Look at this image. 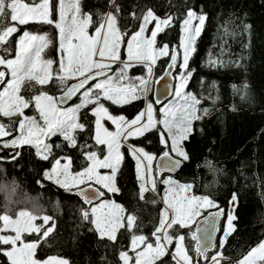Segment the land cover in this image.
<instances>
[{
  "label": "snow or ice",
  "instance_id": "6c2138e0",
  "mask_svg": "<svg viewBox=\"0 0 264 264\" xmlns=\"http://www.w3.org/2000/svg\"><path fill=\"white\" fill-rule=\"evenodd\" d=\"M113 4H115V0H113ZM57 11L58 21L53 18V13ZM187 16L188 19L184 21L185 37L182 42L184 49L182 66L185 69L188 67L191 52L195 51L193 45L204 23V18L198 17L200 27L193 29L190 25L194 13L189 11ZM143 20L146 25L157 18L149 11ZM90 22V15L81 14L79 0H68V2L57 0L56 4H53L52 0H40V2L33 0L32 3H25L23 0H0V47L7 44L13 34L21 31L20 26L40 23L54 25L58 29L61 52L58 61L42 59V52L52 41L47 35H36L24 30L19 37V51L15 59L0 57V65L5 66V70H0V86H2L0 87V150L5 148L15 150L11 155V159L15 160L20 155L18 150L24 145H28L35 149L36 155L40 159L49 160L51 157L54 167L45 173V178L68 190L81 184H88L87 189H80L78 193L86 203L103 197L105 192L102 189L113 193L119 191L115 184V174L123 159V154L120 151L122 141L129 137H142L146 133L155 131L160 136L161 142L169 148V151L163 153L162 159H172L169 155L170 151L187 159V154L178 145L191 132L192 121L200 119L196 114V105L199 101L195 96H183L184 104L179 108L165 110L162 120L154 117L155 110L151 102L147 104L144 111H140L130 120L124 115L111 114L109 109L101 103L102 99L110 101L113 105L123 106L146 98L138 94V89L146 93L147 80L138 78L139 84L137 85L127 77V72L131 67L140 65L147 67L148 74L151 76L152 65L155 64L157 57L168 55L167 46L157 51L153 45L161 26L168 25L170 21L168 19L158 21L155 31L151 33V39H142L144 27L132 35L131 40L126 42L127 62L122 60L119 54L122 36L115 27L116 16L110 13L103 24H98L94 28V35H89L87 32ZM105 27L107 28L106 32ZM170 59L172 63L168 67L173 68L177 55H171ZM54 63L57 65L55 70L53 69ZM113 63L121 65L115 77L108 75L112 71ZM6 74H10V78H6ZM102 77L103 79H100ZM75 78H78V83L66 86L68 80ZM126 78L129 79V83H118ZM90 81L95 83H90ZM53 82L57 86H66L61 101L71 98L84 89L83 101L75 107L67 109L58 107L56 98L43 89V86ZM184 84L185 77L181 76L180 88L176 91L177 96H181ZM38 85L41 87L37 88ZM86 85H88L87 88H85ZM93 88L97 90L95 99L91 98ZM22 89L38 94L26 99L20 95ZM33 105L36 114L25 115L24 110ZM89 105H92L91 112L95 117V143L106 145L107 153L103 159H100L96 152L87 153L86 159L90 161V164L82 171L72 173L70 171L71 157L54 155L53 145L47 143L46 140L52 136L60 135L71 148L79 147L82 150L88 147L87 144L78 146L73 133L77 130H84V125L79 122V113L81 109L87 108ZM3 118H7V122ZM105 120L115 126L114 131H109L104 126L102 121ZM158 125H162V127ZM5 137H9V139H4ZM57 147H61V145H57ZM127 147L130 149V154L135 157L138 166L142 159H146L147 167H151L155 156L145 152L143 148H136L132 145ZM62 160L66 162L62 164ZM180 163V160H174L173 167ZM101 168L109 169V174H101L99 172ZM144 179L145 177L141 175V180L144 181ZM164 183L169 185L166 195L162 197L166 207L158 227L153 232L155 239L153 242L146 243V237L133 236L131 243L134 252L138 246L144 245L143 249L136 253L134 264H157L158 260L163 264L162 258L170 254L167 249L174 240L176 241L175 254L172 258L176 264H201V258L205 264H223L228 259L224 256L223 245L227 242L231 232L235 230L232 223L235 219L234 215L229 212L227 229L219 248L211 256L208 255V248L200 243L201 237L197 233L202 229L199 225L197 226L191 236L192 240L197 241L196 257L194 258L188 254V249L185 248V236L169 234L167 230L173 227L190 228L192 224L197 223V217L201 215V208H219V206L207 196L181 195V193L188 192L191 185H181L171 180L164 181ZM92 184L101 187H92ZM147 190H155L154 180L151 189L146 188L144 183L141 184V193ZM233 202H235V196ZM109 207L119 211L101 214L102 209ZM123 211L114 202L112 204L101 203L92 209V214L96 216L95 224L101 236L107 235L109 239L115 240L119 228L135 225L136 217L129 215L125 220L122 215ZM223 214L224 210L219 209L205 217L204 223L211 224L214 230L216 219ZM83 215L87 218L89 213L85 211ZM38 219L42 221L41 225L35 223ZM50 220L52 218L49 216L38 217L27 211H20L15 219L7 214H0V233H14V235L0 234V255L6 256L9 264H68V261L56 257H49L45 260L35 258L36 249L46 241L54 230V223L45 227V225H49ZM203 231L208 232L209 229L204 228ZM33 234H35V238L26 241L25 237L33 236ZM5 245L10 248H4ZM121 258L125 264L133 259L128 256L127 252L121 253ZM235 264H264V241L238 259Z\"/></svg>",
  "mask_w": 264,
  "mask_h": 264
},
{
  "label": "trees",
  "instance_id": "16d2710c",
  "mask_svg": "<svg viewBox=\"0 0 264 264\" xmlns=\"http://www.w3.org/2000/svg\"><path fill=\"white\" fill-rule=\"evenodd\" d=\"M122 2L126 6L130 1ZM52 3L56 4L57 0H52ZM151 3L153 10L160 14L158 2L154 0ZM82 5L88 14L106 7L98 0H83ZM205 6L213 10L218 7L223 21L244 16L249 25L248 50L243 67L219 69L210 74L217 84L220 100L206 115L202 135L183 141L187 159L173 177L190 184L192 194L207 196L227 212L232 208L235 230L223 245L224 256L228 258L223 264H235L264 241V0H206ZM170 13L175 23L182 18L176 6L171 8ZM57 17L58 11L53 13L55 20ZM119 24L125 45L134 27L133 15H122ZM26 29L47 33L52 43L46 53L57 57L59 39L58 29L54 25L30 23ZM43 87L56 94L54 82ZM150 97L152 99V90ZM153 103L156 108L159 107ZM58 139L59 136L50 140L53 146L59 142ZM14 151L7 148L0 150V189H3L0 190V214L16 216L19 210L29 209L52 218L45 227L54 223V230L36 249V257L42 260L49 256H60L67 259L68 264H122L120 231L116 243L101 236L93 222L94 204H86L73 193L76 188L68 190L45 178L51 157L42 160L34 148L24 145L18 150L19 158L13 160L11 155ZM104 152L101 153L102 157L106 154ZM63 155L71 157L73 168L78 166L80 158L75 148L67 145ZM126 162L122 192L111 195L102 189L105 192L103 199L114 198L136 209L145 237L153 239L164 207L156 192H140L139 184L142 182L136 177L132 163ZM157 171L154 172L156 190L159 183ZM87 185L81 184L77 188ZM85 211L89 213L87 218L83 215ZM224 226L225 220L221 223L220 236ZM194 230L195 224H192L190 228L173 227L169 232L184 235L185 248L195 258V240L191 238ZM34 238L35 234L25 237L26 241ZM126 244L129 245L128 237ZM219 246L220 237L208 255L211 256ZM167 251L170 254L162 258L163 264H176L172 258L174 241ZM0 264H9L8 258L0 255ZM157 264H161V261L158 260ZM201 264H205L202 258Z\"/></svg>",
  "mask_w": 264,
  "mask_h": 264
},
{
  "label": "rangeland",
  "instance_id": "374dc122",
  "mask_svg": "<svg viewBox=\"0 0 264 264\" xmlns=\"http://www.w3.org/2000/svg\"><path fill=\"white\" fill-rule=\"evenodd\" d=\"M82 1L83 0H79V7L81 10V14L87 15L88 13H86L83 9ZM129 1L130 2L127 3L128 5L126 4V6H123L124 4H123L122 0H115V4H113V0H109V3L107 5L108 7L106 10V15H105V17H107L111 13V14L116 16L115 27L119 30V33L122 36L119 54H120L121 59L125 60L126 62H127L126 42L131 40L132 35L138 33L140 31L141 27H144L145 31L143 33L142 39H151V33L153 31H155V25L158 21L165 20V19H168L170 21V23L168 25H166V26L162 25L161 26V30L159 32H157V35L155 37V44L153 45V47L157 51H159L162 47L167 46L168 55L158 56L155 64L152 65V74H151V78H150L149 88L147 89V85L145 86L147 89L146 93L144 91L138 89V94L144 92L145 97H146L147 103L145 105L144 110L146 109L147 104L149 102H151L153 104V108L155 110L154 111V117L156 119L162 120V119H164L165 110H171L173 108H179L182 104H184L183 96H195L197 98V100L199 101V103L196 105V109H197L196 114H197V116L200 117V119H195L192 121L191 132L187 135V138L184 140L194 138V137H200L203 133V122H204L206 115L208 114L209 110L215 104H217L220 100L219 90L217 88V84L210 77V74L213 71L219 70V69L220 70H223L226 68L238 69V68H241L244 66V62H245V58H246L247 50H248V43H249V25H248V23L246 22L244 16H239L238 18H235V19H229V20L223 21L221 14H220V11H219V8L217 7L214 10L210 6H208V8H207L205 6L206 0H156L158 2V7L161 9L160 14H157L152 8L151 2L154 0H129ZM23 2L32 3L33 0H23ZM37 2H40V0H37ZM66 2H68V0H66ZM117 6L119 8L118 12H117ZM173 6L174 7L176 6L179 15H181V17H182L180 19V21L177 23H175L174 17L171 16V13H170V10ZM149 11H151L154 14V16L157 18V20H152L148 24L145 25L143 17L145 15H147V13ZM189 11L194 13V17L191 20V25H190L193 29L196 27H200L198 17H203L204 23H203V26L201 28L200 34H199V36L196 37L194 45H193L195 51L191 52L190 57H189V61H188V67H187V69H185L182 66V58H183V51H184L182 42L184 41V37H185L184 21L186 19H188L187 13ZM127 14L133 15L134 27H133L131 35L129 36L128 40L125 42V45H124L123 44L124 36H123V33L121 32L119 22H120L121 16L127 15ZM56 20L57 21L59 20V14H58V17ZM142 22H143V26L137 27V25L141 24ZM136 27L139 29L137 30ZM20 29H21L20 32L13 34V36L8 39V41H11V43L8 42L3 47H0V57H5L7 59H15V56L19 51V43H18L19 37L23 34L24 30L29 31L32 34L47 35L48 36V34L45 32L39 33V32H33L31 29H26V25L20 26ZM106 31H107V28L105 27V32ZM87 32L89 34L88 28H87ZM242 34H244V36H242ZM175 44H177V46ZM158 45H160V46H158ZM48 47L45 48L44 51L42 52V54H41L42 59H52L53 61H55L54 57H52L51 55L46 53ZM175 47L177 48V51H178V59L176 62L177 67H176V73H175V76H176L175 91H174V94L170 100H168L166 103H164L163 105L156 108L154 103H153V97H152V99L150 97L151 90H152V84L154 85L156 79L160 76V74L165 69V67H166V65L170 59V56L172 54V51ZM56 51L59 54L61 53L59 50V42H58V47L56 48ZM0 66H2L5 69V66H3V65H0ZM120 67H121V65H119V63H118L117 69H116L113 77H115V75L119 72ZM143 68L145 69V73L140 74V75H135V76L131 75V71L129 69L127 72V77L130 78L131 81L137 85L139 84L138 78H143V79L147 80L150 76L148 74L147 67L143 66ZM181 76L185 77V84H184V88L181 89V96H177L176 91L180 88ZM8 78H10V74H8ZM70 80H72V79H70ZM118 83L127 84V83H129V79L126 78L123 81H118ZM49 84H51V83H49ZM40 87L41 86H39V88ZM44 90H46V89H44ZM96 91H97L96 89H94V88L92 89V93H93V95L91 97L92 99H95ZM27 92L31 93L30 91H27ZM23 93H24V89L21 90L20 95L23 96ZM36 94H38V93H36ZM82 94L75 101V103L71 104L70 106L61 107V108L67 109V108L75 107L77 104H80L84 98ZM54 97L56 98V96H54ZM148 98H150L149 102H148V100H149ZM101 103H103L104 106L109 109V112L111 114L121 115V114H118L120 112L119 107H116V105H113L110 101L102 99ZM57 105H58V103H57ZM58 107H60V106L58 105ZM130 107L132 108L133 106L130 105ZM31 108H32V106H31ZM27 110L28 109L24 110L25 115L32 116L33 114H31V115L28 114ZM177 115H179V113H177ZM3 119L5 122H7V118H3ZM131 119H132V117H131ZM102 123L104 124L105 127H107L109 129V131L115 130V126L111 125L110 122L105 120V121H102ZM158 126L162 127V125H158ZM83 134H84V137H86V135H87L86 132H84ZM73 135H74V133H73ZM101 135H103V133H101ZM94 136H95V131H94L93 136H92V139L95 141ZM4 139H9V137H5ZM168 139H169V142H171L170 137H168ZM135 141H137V142H135ZM183 141H181L179 143L178 147L184 153H186L184 146H183ZM46 142L51 143L50 139L46 140ZM160 143L162 145H160ZM57 145H61V147H57ZM63 145H64L63 140H61V141L59 140V142L56 143L54 145V147L52 148L53 154L56 155L57 157L65 156V155H63V151H62ZM128 145H132L136 148H143L145 152L155 156L156 158L151 162V167L150 168L147 167L148 162L146 159H142L139 166H138L135 157L130 154V149L127 147ZM124 148L128 149L129 154L122 159L121 163L117 167V171L115 174V184L119 183L118 188L122 189L121 186H123V180H122L123 179V171L126 169L125 168L127 166L126 161L128 160L132 163L133 168L136 170L135 171L136 177H138L139 180L145 184L146 188L151 189L152 181L155 180V175H156V174H154V172H155V170L157 171V166H156L157 158L161 155V153H163L165 151H169V148L166 147L161 142L160 136L155 131L146 133L144 136L140 137L139 139H136V137H129L128 139L122 141V147L120 149L121 153H122V150ZM103 150H107V147L106 146H104V148L99 147V152L97 153V155L100 157V159H103V157L100 154V152H102ZM170 153H173L177 157L183 158L182 156L177 155L175 152L170 151ZM78 157L80 158V160L78 162V166L76 168H73V165H71L70 171L72 173L80 172L86 166H88L90 164V161H88L86 159V154L78 155ZM65 162L66 161H64V160L61 161L62 164ZM53 167H54V163L51 162L49 171ZM99 172L101 174H109L110 170L101 168V169H99ZM141 175H143L145 177L144 181L141 180ZM168 180L175 181L177 184H181V185L187 184V183H183V182L177 180L175 177H173V175H171L169 173H163V174L158 173V182H159L158 186H157L158 190H156V188H155L154 191L153 190H151V191L157 193L164 209L166 207V204L163 202L162 197H164L166 195V190L169 187V185L167 183H164V181H168ZM142 183L139 184L140 192H141V184ZM188 185H190V184H188ZM116 187H117V185H116ZM72 188H77V186L72 187ZM111 193H113V192H111ZM118 193H119V191H118ZM181 195L189 196V197L196 196V195L192 194L191 189L188 192L181 193ZM197 197H202V196H197ZM6 200H9V199L6 198ZM113 202L116 205H119L124 210L122 215L125 218V220H126L127 216H129V215L136 217L134 226L128 227L126 225L125 227L119 228V230H118V231H120L119 232L120 233L119 238L123 242L122 244H120V248H119L120 256H121V253L127 252L128 256L130 258H133V259H130L128 262V264H131L132 262H134V258L136 256V253L141 251L144 247V245H140L136 248L135 252L131 251L132 250L131 241H132L133 236H144L145 237V234L143 233V223H142L141 217H139V213L136 209H133L132 207L127 206L126 203H124V202H120V201L112 199V198L111 199H102L100 202L94 204L92 209L98 207L101 203L112 204ZM213 208H215V207L201 208V215H203V212L206 211L207 209H213ZM20 211H27V212L32 213L33 215L38 216V217L46 216V215L35 213L29 209H21L18 211V213ZM118 211H119L118 209L109 207V208L102 209L101 214L107 213V212H118ZM229 212H231L232 215H234L232 208L229 209L227 212L226 219H225L224 231L222 232V234L220 236V243H221V240L223 238L224 232L228 226L227 225V218H228ZM18 213L16 216H11V217L13 219L17 218ZM200 216H198L197 219ZM93 219H94L93 222L95 224V219H96L95 215H93ZM35 223L37 225H41L42 221L38 219L35 221ZM232 223H233V221H232ZM233 226H234V224H233ZM118 231L116 232V239L115 240H111L108 238L110 240V242H112V243L117 242ZM167 231L169 234H173V233L169 232V229ZM98 232L100 233L99 230H98ZM0 234L14 235V233H11V232H5V233H0ZM104 236L108 237L107 235H104ZM127 237H128L129 245L126 244ZM154 239H155V237L153 239L147 238L146 243L153 242ZM174 242L176 243L175 240H174ZM169 246H168L167 250H169ZM7 248H10V246H7L6 249ZM174 254H175V251L172 252V255H174ZM49 257L61 258V259H64L67 261V259L60 257V256H49ZM49 257H47V258H49ZM35 258L38 259L36 257V255H35ZM45 259H42V260H45ZM38 260H40V259H38ZM121 260H122V264H125V261L122 258H121Z\"/></svg>",
  "mask_w": 264,
  "mask_h": 264
},
{
  "label": "water",
  "instance_id": "95a60500",
  "mask_svg": "<svg viewBox=\"0 0 264 264\" xmlns=\"http://www.w3.org/2000/svg\"><path fill=\"white\" fill-rule=\"evenodd\" d=\"M173 54H176L177 59H178V51H177L176 47L173 49L171 55H173ZM176 62H177V60H176ZM171 63H172V61H171V59H169L165 69L160 74V76L156 79L154 86H153V91H152L153 101L159 106L163 105L168 100H170L174 94V91H175V85H176L175 73H176L177 64H175V66L173 68H169L168 65ZM111 72H109L108 75L111 74ZM102 78H100V79H102ZM74 83H78V79L71 80L70 83L68 84V86H71ZM90 83H95V82L90 81ZM0 87H2V86H0ZM87 87H88V85L85 86V88H87ZM64 91L61 92L60 94H58V96H57V101H58V104L60 107H67V106L73 104L81 96L84 89H81L77 94H75L71 98H68V99L61 101V97L64 95ZM169 155L172 159H167V158L162 159L163 154H161L157 158L156 166H157L158 173L159 174L169 173L171 175H177L180 168L182 167V165L184 163V159L177 157L173 153H170V152H169ZM174 160H180L181 163L178 166L173 167V161ZM88 187H89V185L76 188L73 190V193L80 196L78 194L80 189H87ZM92 187H98V186L92 185ZM80 197L85 202L84 198L82 196H80ZM103 197H98L97 199L93 200L91 203H86V202L85 203L86 204H96V203L100 202L103 199ZM219 209H223L224 214L216 219L215 229L213 230L211 224H205L204 223V219H205V217H208L211 213H215V212L219 211ZM226 216H227V210L224 207H219V208H213V209L208 210L206 213H204L203 215H201L197 219V223L195 224L194 232L196 231V228L199 225L201 227L202 231L197 233V234L201 237L200 243L203 246L208 248V253L211 252L212 250H214V248L216 246L217 240L220 237L221 223L223 220L226 219ZM204 228H208L209 231L208 232L203 231ZM196 244H197V241H195V247H196Z\"/></svg>",
  "mask_w": 264,
  "mask_h": 264
},
{
  "label": "crops",
  "instance_id": "0c3cea01",
  "mask_svg": "<svg viewBox=\"0 0 264 264\" xmlns=\"http://www.w3.org/2000/svg\"><path fill=\"white\" fill-rule=\"evenodd\" d=\"M98 1H99V3L103 4L106 7L105 8L104 7H100L97 11H95V12H93L91 14H87V15L91 16V22H90L89 27H88L89 35H94V28L98 24H103L104 21H105V18H106L105 15H106V10H107V7H108L107 5L109 3V0H98ZM138 26L139 27L143 26V22L141 24H138L137 27ZM137 27H136V29L138 30L139 28H137ZM158 46H160V45H158ZM64 55H65V58H66V53ZM60 57H61V53L59 54L57 52V57L54 58L55 61H58L60 59ZM115 64H118V63H115ZM56 67H57V65L54 63L53 69L55 70ZM130 71H131V75H133V76L145 73V69L143 68V66H140V65L132 67L130 69ZM114 74H115V72L109 74V76H113ZM69 83H70V80L67 81V85L66 86H68ZM66 86H56V94H53V93L48 92V91L47 92H48V94H50L52 96H56V99H57L58 94L63 92L65 90ZM37 88H39V86H37ZM30 92L31 93L24 91L23 96L27 99V98L31 97L32 95L36 94L34 91H30ZM140 95L145 96L144 92L140 93ZM148 99H149L148 100V102H149L150 98H148ZM57 103H58V101H57ZM146 103H147L146 98H143V99L135 100L132 103L126 104V105H123V106H117L116 105V107H119V110H120V112L118 114L124 115L126 118L131 119V117L133 118L140 111L144 110ZM130 105H132L133 107L131 108ZM91 109H92V105H89L87 108L82 109L80 111V114H79V116H80L79 122L84 125V130L83 131L77 130L76 132H74V136L76 137L78 146L87 144L88 147L83 148L82 150L79 147L75 148V152H76L77 156L78 155H82V154H86L87 155V153H89V152L98 153L99 152V147L100 148L101 147L104 148V146H106V145H98L92 139L93 133L95 131V124H94L95 117L92 115ZM27 113L30 114V115L31 114L34 115L36 113L34 105L32 106V108L31 107L28 108ZM84 132H86V134H87L86 137H84V134H83ZM58 136H59L58 141L59 140L60 141L63 140V142H64V145L62 146V151H64V148L68 144H67L66 141H64L62 136H60V135L53 136V137L50 138V140H52V139H54V138H56ZM139 138L140 137H138V138L136 137V139H139ZM135 142H137V141H135ZM51 144L53 145V142H51ZM103 151H105L104 153H107V150H103ZM101 153L102 152H100V154ZM122 154H123V158L125 156H127L129 154L128 149L124 148L122 150ZM116 185H117V188H118L119 187V183H116ZM120 192H122V189H119V193ZM117 193L118 192H114V193L110 192L111 195H114V194H117ZM112 199H114V198H112Z\"/></svg>",
  "mask_w": 264,
  "mask_h": 264
},
{
  "label": "flooded vegetation",
  "instance_id": "af4514ba",
  "mask_svg": "<svg viewBox=\"0 0 264 264\" xmlns=\"http://www.w3.org/2000/svg\"><path fill=\"white\" fill-rule=\"evenodd\" d=\"M8 42H10L11 43V41H8ZM117 66H118V64H112V72L111 73H113V72H115L116 71V69H117ZM0 70H5L2 66H0ZM6 78H8V74H6ZM84 92V91H83ZM82 92V93H83ZM164 153V152H163ZM163 153H161V154H163Z\"/></svg>",
  "mask_w": 264,
  "mask_h": 264
},
{
  "label": "built area",
  "instance_id": "2783aa9c",
  "mask_svg": "<svg viewBox=\"0 0 264 264\" xmlns=\"http://www.w3.org/2000/svg\"><path fill=\"white\" fill-rule=\"evenodd\" d=\"M150 78H151V76L147 79V89L149 88V85H150ZM76 79H78V78H76ZM152 86H153V84H152Z\"/></svg>",
  "mask_w": 264,
  "mask_h": 264
}]
</instances>
